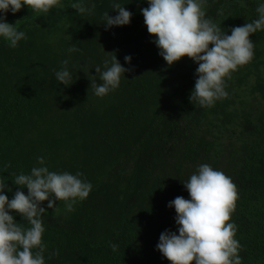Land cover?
Masks as SVG:
<instances>
[{"label":"trees","instance_id":"16d2710c","mask_svg":"<svg viewBox=\"0 0 264 264\" xmlns=\"http://www.w3.org/2000/svg\"><path fill=\"white\" fill-rule=\"evenodd\" d=\"M74 0L45 17L25 5L6 14L26 33L16 48L0 37V181L11 200L10 172L45 166L92 184L89 196L68 211L64 201L43 214L45 264H171L157 249L165 230L176 231L169 202L190 199L182 181L207 163L231 178L238 191L229 222L242 264H264V30L251 35L254 58L226 80L229 96L202 108L190 101L198 64L185 56L168 66L148 33L142 8L149 0H83L95 10L81 16ZM118 2L133 13L123 26L103 24ZM264 0H206V16L231 28L257 18ZM222 9L223 14H218ZM5 14L0 12V16ZM75 44L78 49L69 52ZM125 68L117 89L98 97L95 67L115 55ZM132 57L131 62L125 56ZM67 59L73 75L65 86L55 71ZM255 102L250 107L249 102ZM11 167L5 169V165ZM17 222L20 214L10 212ZM110 243L118 245L113 252ZM59 255L48 259L50 253ZM194 264V262H193Z\"/></svg>","mask_w":264,"mask_h":264},{"label":"clouds","instance_id":"9594fccd","mask_svg":"<svg viewBox=\"0 0 264 264\" xmlns=\"http://www.w3.org/2000/svg\"><path fill=\"white\" fill-rule=\"evenodd\" d=\"M25 5L32 11L47 17L50 10L63 7L60 0H0V37L16 48L26 33L18 30L15 24L7 22L6 14L19 12ZM71 8L82 17L90 15L95 5H86L83 0H74ZM111 9L118 11L115 16L105 11L103 15L107 28L131 23L133 13L124 5L114 2ZM144 23L148 33L160 49L159 54L172 66L187 56L198 64L197 79L189 97L190 101L202 108L212 107L218 100L226 99V80L233 72L248 64L254 58L253 33L264 30V3L257 6V18L244 26L231 28V35L226 34L221 26L206 16V0H149V6L142 8ZM222 15L223 10H218ZM75 44L68 48L74 52ZM125 61L131 62L130 55ZM67 59L61 62L60 70L55 71L57 81L65 86L71 85L73 75L69 71ZM104 70L96 66L98 83L91 79L90 88L98 97L107 95L119 87L122 74L133 69L125 68L116 54L104 60ZM38 165L32 167L30 174L10 172L15 185L26 187L17 190L10 200L4 194L7 187L0 181V264H45L47 245L42 237L45 231L42 207L48 201L47 208L57 209L56 202L64 201L66 209L73 211L76 200L86 199L92 184L69 172L50 171L45 166L43 156L37 158ZM5 169L11 167L6 164ZM190 199L178 196L169 202V207L176 210V231L165 230L161 233L157 249L171 261V264H242L239 255L241 245L235 238L236 225L229 222L235 211L238 191L230 177L223 171L216 170L207 163L200 164L190 178L182 181ZM18 213L23 221L17 222L13 214ZM112 251L118 245L110 243ZM58 251L49 254L48 259L58 256Z\"/></svg>","mask_w":264,"mask_h":264},{"label":"rangeland","instance_id":"374dc122","mask_svg":"<svg viewBox=\"0 0 264 264\" xmlns=\"http://www.w3.org/2000/svg\"><path fill=\"white\" fill-rule=\"evenodd\" d=\"M249 102H252V103H249V106H250V107H254L255 102L253 103V100H251V101H249Z\"/></svg>","mask_w":264,"mask_h":264}]
</instances>
